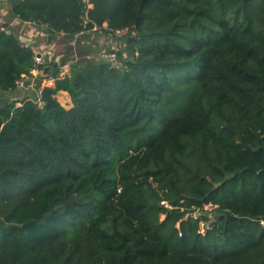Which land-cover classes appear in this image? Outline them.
<instances>
[{"label":"trees","instance_id":"trees-1","mask_svg":"<svg viewBox=\"0 0 264 264\" xmlns=\"http://www.w3.org/2000/svg\"><path fill=\"white\" fill-rule=\"evenodd\" d=\"M5 1L0 264H264V0Z\"/></svg>","mask_w":264,"mask_h":264},{"label":"crops","instance_id":"crops-1","mask_svg":"<svg viewBox=\"0 0 264 264\" xmlns=\"http://www.w3.org/2000/svg\"><path fill=\"white\" fill-rule=\"evenodd\" d=\"M9 9L10 8L7 2L5 0H0V25L1 26L5 22H7L8 26L12 27L16 31L20 40L23 43L30 44L31 45L30 47H32L34 50L37 48H39L40 51L47 50L46 56H45L46 58L49 57L53 59V58L59 57L58 55H55L51 49L55 45L54 41L59 42L60 37L55 39L51 43H47V41H45V33H44L45 30H41L40 28L35 27L32 23H29V22H20L17 19H9V16H11ZM34 87H35V83L28 84L27 86L21 85L17 94H20V96L33 95L34 92L36 91ZM60 95L61 96L64 95L63 98L65 100H63V102H61V100H59L58 98V96ZM56 97L63 106L70 107L71 100L66 92L59 91L56 94Z\"/></svg>","mask_w":264,"mask_h":264},{"label":"built area","instance_id":"built-area-1","mask_svg":"<svg viewBox=\"0 0 264 264\" xmlns=\"http://www.w3.org/2000/svg\"><path fill=\"white\" fill-rule=\"evenodd\" d=\"M84 1H85L86 5L88 7L91 5L90 0H84ZM85 22H86V20H85ZM1 29L5 30V27L1 26ZM114 33L116 35L125 36V35L128 34V30L125 28V29H121V30H116ZM45 56L46 55H44L43 52H40V51L34 52V55H33V62H34L33 63V71H34V73H33V76L31 78V81H29V84L35 83L34 80L39 78L42 85H52L55 82V80L63 79L66 76H68L69 70H70V63L66 62V63H63V64H59V57H57L54 60H52V62H57V64H58V67H59L58 73L57 74H52L51 71H49V73L46 76H42L41 73H42L43 67L45 65H48L47 64L48 60L50 61L52 59V58H49V57L46 58ZM106 58L109 60V63H111L112 67H114L116 69L121 68V63L117 59L116 52L114 50L111 51V53H108L106 55ZM23 82L24 81H19V84L23 85ZM36 100L40 104V99H39V97L37 95H36ZM20 105H21V102H16V106H20ZM159 205L163 206V207H166V208H170V206L168 205V203L165 200H160L159 201ZM213 207L214 206H212V208ZM262 224H264V221H262ZM205 226H206L205 224H203V226H201L202 232L204 231Z\"/></svg>","mask_w":264,"mask_h":264},{"label":"rangeland","instance_id":"rangeland-1","mask_svg":"<svg viewBox=\"0 0 264 264\" xmlns=\"http://www.w3.org/2000/svg\"><path fill=\"white\" fill-rule=\"evenodd\" d=\"M113 40V39H112ZM112 40L110 39V38H108L107 37V39L105 38V39H101V38H99V42L100 43H104L105 45H109L110 47L112 46ZM111 42V43H110ZM123 43V42H122ZM54 46H53V48L51 49L53 52H54V54H57L61 49H63V46H65L64 45V42H62V41H54ZM123 46H124V44H123ZM104 47H106V46H104ZM38 51H40L39 50V48H37V49H35L34 50V52H38ZM40 52H43V50L42 51H40ZM108 53V52H107ZM106 52L104 53V54H107ZM44 54V53H43ZM44 55H46V54H44ZM64 96V95H63ZM63 96H58V98H59V100H61V102H63V100H65L64 98H63ZM212 208V206H211V204H207L206 206H205V209H211ZM203 224H204V222H201L200 223V231H202L201 230V226H203ZM178 225V224H177Z\"/></svg>","mask_w":264,"mask_h":264},{"label":"water","instance_id":"water-1","mask_svg":"<svg viewBox=\"0 0 264 264\" xmlns=\"http://www.w3.org/2000/svg\"><path fill=\"white\" fill-rule=\"evenodd\" d=\"M52 69H51V73L52 74H57L58 73V70H59V67H58V64L57 62H53V65H52ZM50 71V66L49 65H45L42 69V73L41 75L42 76H46ZM29 84V80H24L23 82V85L24 86H27ZM43 104V103H42Z\"/></svg>","mask_w":264,"mask_h":264}]
</instances>
